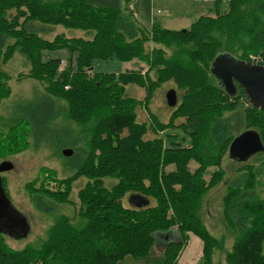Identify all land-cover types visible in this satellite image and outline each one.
<instances>
[{"label":"trees","instance_id":"trees-1","mask_svg":"<svg viewBox=\"0 0 264 264\" xmlns=\"http://www.w3.org/2000/svg\"><path fill=\"white\" fill-rule=\"evenodd\" d=\"M131 1L0 0V103L11 95L5 67L20 53L30 70L19 79L39 82L42 100L54 105L47 126L63 115L81 138L77 150L76 143L70 145L72 176L58 179L49 170L39 187L36 179L26 189L39 211L54 214L59 206L72 205L73 214L57 216L38 247L13 249L0 235V264H180L190 234L204 244L203 264H215L219 253L225 254L226 264H264V152L256 154L260 162L239 169L224 197V221L235 236L230 251L200 216L206 194L225 180L221 167L240 135L227 116L238 115L242 132L256 131L264 144V111L249 102L237 83L230 95L212 73L222 55L239 62L264 58V0H229L227 11L202 15L184 29L157 22L146 28ZM56 25L94 34L46 38ZM63 50L77 54L76 64L64 70L60 58H45L47 52ZM110 59L137 60L148 70L89 73L96 60ZM167 83L178 99L170 120L152 114L155 124L139 122L138 107L149 109L155 91ZM130 85L146 91L142 101L126 95ZM26 114L16 116L8 132L0 129V142L8 137L14 143L11 132L36 121ZM31 127L28 138L32 134L38 143ZM170 131L183 132L191 145L169 143L164 134ZM149 133L155 137L147 139ZM3 153L0 144V158ZM192 162L198 165L193 172ZM170 166L173 171H167ZM211 167L218 171L207 181ZM80 179L86 183L76 204L71 195ZM125 198L131 206L124 205Z\"/></svg>","mask_w":264,"mask_h":264},{"label":"rangeland","instance_id":"rangeland-1","mask_svg":"<svg viewBox=\"0 0 264 264\" xmlns=\"http://www.w3.org/2000/svg\"><path fill=\"white\" fill-rule=\"evenodd\" d=\"M178 1V3L176 2ZM154 0V8L157 10L161 8L166 11L170 8V14H178L176 21L174 18L173 24H177L178 28L184 29L189 28L193 21L197 20L202 15H213L215 16L217 11L225 12L229 9V0ZM138 3V0L136 1ZM140 5L144 8L146 16L149 14L150 18V0H140ZM138 6V5H137ZM177 7V9L175 7ZM171 7H174L172 11ZM139 8V7H137ZM180 8L181 10H178ZM15 13L12 11V14ZM159 16H167L166 13H161ZM182 20V21H180ZM160 20L156 18L151 25H145L146 28H152L153 24ZM163 26V25H162ZM55 30L52 33L45 34L46 38H53L55 34L62 33L67 36H80L84 38H92L94 31L91 30H80L70 29L63 25H56L53 27ZM175 29V28H173ZM177 29V28H176ZM61 57L62 67L64 70L69 66H74L76 60L72 56L69 50L59 51L58 53H45V58ZM255 57L252 56L249 62H255ZM253 59V60H252ZM25 57L17 53L10 64L6 65V71L10 74L11 80L9 86L11 88V95L4 99L0 103V129L8 132L9 126L15 123L16 116H23L26 112H30L36 118L35 122H31V125H27L26 121L24 124L11 133L14 134V143L8 140V137L3 139L0 144L3 146L5 156L0 158V164L9 161L13 164L11 171L2 174L3 185L7 192L8 197L12 201V211H16L12 215L11 221L8 223L11 231H2L0 235L5 237L7 244L13 249L21 250L29 245L37 246L40 245L47 237V233L52 225L55 224L56 218L59 215L70 216L73 214L74 206H59L56 208L54 214H45L39 211L31 202L30 194L28 193L27 186L29 183L39 179L36 187L41 185V182L45 178L48 179L49 170L56 173L57 178H67L72 176L75 172L73 163L67 161V158L75 155L74 149L70 146L75 144V149L81 144V138L76 131H70V127L74 129L78 128L74 124L68 121L63 115L58 116L48 127L46 120L54 113V105L48 104L43 99V89L39 82L29 79L21 78V74L26 75L29 73L30 67ZM131 70H141L143 74L148 70V66L140 61L134 60L129 63H122L117 59L110 60H96L93 66L88 70L89 73H115L120 74L122 72ZM174 88L172 83H167L155 91V96L149 105V109L143 105L138 107V121L155 124L153 121V115H156L162 122H168L171 115L175 111L177 104H170L167 98V93ZM126 95L130 98L137 100H143L146 96V91L137 85H130L127 87ZM178 99H176L177 101ZM27 117V114H26ZM28 119V118H27ZM231 126L237 133L242 134L243 129H240V119L236 114H229L226 118ZM181 123L180 120L177 122ZM35 127L36 133L38 134V143L35 141L34 135H30L28 138V130ZM70 126V127H69ZM241 130V131H240ZM10 133V132H9ZM0 134H4L0 130ZM164 135L170 137L171 140L168 142H174L181 145L182 147H189L191 140L183 132L170 131ZM5 136V135H4ZM154 134L149 133L147 139H153ZM4 138V137H2ZM2 140V139H0ZM78 140V142H76ZM80 142V143H79ZM70 150L73 152L71 156H66L65 151ZM76 152H81L80 150ZM77 158L80 155H76ZM77 158H74L75 160ZM256 154L251 156L247 161H241L232 157L229 153L223 161L222 169L226 172L225 180L212 188L205 196L203 207L200 212V216L210 232L218 239L225 240V246L230 251L234 245L235 236L234 233L227 227L223 217V201L227 194L229 185L233 184L234 180L239 176V169L247 164L258 163L260 160H256ZM251 160V161H250ZM74 162V160H73ZM247 162V163H246ZM197 164L192 162L190 165V171H194L197 168ZM174 166L167 168V171H173ZM218 171L217 167H211L208 169L205 178L209 181L212 175ZM86 180L80 179L75 182L73 186V193L71 199L73 203H78V192L85 186ZM264 183V182H263ZM52 188L55 186L54 183H48ZM56 186L54 187V189ZM264 196V193H263ZM124 205L126 207L131 206L130 200L124 199ZM153 203H155L153 201ZM134 205H140V202ZM21 226V227H20ZM191 235L194 234H190ZM189 242V241H188ZM188 245V244H187ZM187 247V246H186ZM184 248V250L186 249ZM157 252H161V247L158 246ZM183 250V252H184ZM182 252V253H183ZM182 256V254H181ZM180 256V258H181ZM180 263V259H179ZM203 255L200 258L198 264H203ZM215 264H226V258L224 253H219L215 256Z\"/></svg>","mask_w":264,"mask_h":264},{"label":"water","instance_id":"water-1","mask_svg":"<svg viewBox=\"0 0 264 264\" xmlns=\"http://www.w3.org/2000/svg\"><path fill=\"white\" fill-rule=\"evenodd\" d=\"M212 73L221 81L230 95L236 93L237 83L244 89L249 102L264 111V65L239 62L230 55H222L214 61ZM167 98L170 104L177 103L174 90L167 93ZM260 152H264V144L260 135L254 130L245 131L237 136L229 150L232 157L241 161H247L251 156ZM64 153L66 156L73 154L70 150ZM12 169L13 164L9 161L0 164V233L12 230L8 223L12 215L16 213L11 209L12 201L7 195L2 178L3 173ZM144 204H149V201L145 200Z\"/></svg>","mask_w":264,"mask_h":264},{"label":"crops","instance_id":"crops-1","mask_svg":"<svg viewBox=\"0 0 264 264\" xmlns=\"http://www.w3.org/2000/svg\"><path fill=\"white\" fill-rule=\"evenodd\" d=\"M137 0H132L131 1V6L132 8L135 10L136 16L138 18V20L141 23H144L145 25H151L154 20L156 18H158V20H160L161 25H163L166 28H177V29H181L177 27V24H173V20L178 19L179 13H181L180 11L178 12V14H168L170 11V8H168V10H162L161 8H158L157 10L154 8V0H150L151 3V8H150V18H149V14L148 16H146V12L144 10V8L140 5V0H138V3H136ZM178 3V1H176ZM138 5V6H137ZM139 7V8H137ZM175 7V6H174ZM174 7H171L172 11L174 10ZM177 9V7H175ZM178 10H181L180 8H178ZM161 13H166L167 16H159ZM212 15V14H211ZM174 18L173 20H171V18ZM182 21V20H180ZM194 22V21H193ZM192 22V23H193ZM146 26V27H147ZM54 53H58V52H54ZM51 57V54H49ZM74 60H76L77 58V54H74ZM55 58H60L61 57H57L55 56ZM203 242L200 238H198L195 235H191L188 245L186 247V249L184 250V252L182 253V256L180 258V264H198L200 258L203 255Z\"/></svg>","mask_w":264,"mask_h":264},{"label":"built area","instance_id":"built-area-1","mask_svg":"<svg viewBox=\"0 0 264 264\" xmlns=\"http://www.w3.org/2000/svg\"><path fill=\"white\" fill-rule=\"evenodd\" d=\"M254 59H255V62L253 61L252 63L264 65V58H254Z\"/></svg>","mask_w":264,"mask_h":264}]
</instances>
